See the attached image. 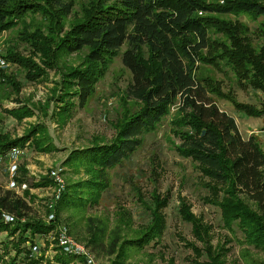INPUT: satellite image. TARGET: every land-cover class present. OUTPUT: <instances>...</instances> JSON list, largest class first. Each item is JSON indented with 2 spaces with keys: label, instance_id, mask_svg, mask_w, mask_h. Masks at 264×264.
Wrapping results in <instances>:
<instances>
[{
  "label": "rangeland",
  "instance_id": "1",
  "mask_svg": "<svg viewBox=\"0 0 264 264\" xmlns=\"http://www.w3.org/2000/svg\"><path fill=\"white\" fill-rule=\"evenodd\" d=\"M88 1L73 0L74 9L69 17H62L51 5L40 0H12L8 6H0V11L7 16V22L0 25V138L21 140L38 130L30 137V142L17 148L18 153L11 151L14 147L5 154L0 152L2 195L12 191L29 205L28 214L23 213V222L47 224L52 213L56 219L58 214L59 226L68 228L72 238L89 248L100 264H114L123 241L132 239L149 225L155 195L165 202L161 213L167 224L162 239L140 252L128 248V256L122 259V264H167L171 259L175 264H206L207 257L198 261L193 251L185 246V242L193 243L195 238L192 224L182 218L183 204L211 228V244L215 248L218 246L221 256H226L225 261L222 257L225 264H264V252L245 245L239 230L231 235L224 228L221 210L206 203L211 193L206 188L209 180L203 176L201 166L178 151L182 141L173 121L179 115V102L170 107L169 115L153 131L145 134L142 146L129 160L106 174L103 181L107 188L102 191L98 204H91L85 211L60 205L67 190L72 193L75 186L92 178L81 163L74 159L69 161L73 154L91 149L94 144L111 145L129 118L142 108L130 89L132 74L122 61L127 45L117 56L95 67L99 76L93 95L84 106L69 97L68 92H74L75 88L68 87L65 80L71 70L86 62L87 51L59 54V60L51 68L45 63L47 56L34 50L32 44L48 41L52 51L81 19ZM202 1L213 8H222L233 0ZM248 1L264 4V0ZM206 16L213 23L209 28L211 44L200 56L201 61L192 66L193 74L213 82L211 87L216 89L213 97L219 108L235 118L244 139L252 134L258 136L264 149V93L241 83L227 61L228 55L234 52L235 41L244 46L251 44L248 48L256 51L264 50V16L238 11ZM11 54L32 59L40 70L39 78L29 80L27 71L12 63ZM148 59L146 53L145 60ZM149 67L153 65L150 63ZM2 73L20 84V92L3 81ZM68 88L71 91L66 90ZM237 104L256 108L262 115L259 118L248 116L238 110ZM13 110L21 111V117L11 116L9 112ZM27 112L32 115L24 117ZM34 142L40 144L36 146ZM13 165L18 166L14 178L10 170ZM53 172H58L64 182L60 197ZM12 178L22 183L12 187ZM23 185L27 186L26 190ZM94 233H99L100 248L86 245ZM57 234L59 236L58 229L36 238L34 243L40 247L36 258L42 259L40 264H58L57 257L63 256ZM4 242H8L6 233L0 236V254L5 256L0 264H12L13 247L9 244L5 250ZM201 245L198 243L199 247ZM71 259V264H82L79 259ZM15 264L30 263L22 255Z\"/></svg>",
  "mask_w": 264,
  "mask_h": 264
},
{
  "label": "trees",
  "instance_id": "2",
  "mask_svg": "<svg viewBox=\"0 0 264 264\" xmlns=\"http://www.w3.org/2000/svg\"><path fill=\"white\" fill-rule=\"evenodd\" d=\"M40 1L51 5L62 17H69L74 9L73 0ZM11 2L0 0V6L6 7ZM235 11L264 16V4L233 0L222 8H213L202 0H89L81 19L52 51L48 41L32 44L34 50L47 56L45 63L51 68L59 60V54L87 51L86 62L71 70L65 80L68 87L75 88L74 92H68L69 97L78 100L81 106L93 95L99 76L95 67L117 56L127 45L122 61L133 77L131 92L142 103V108L129 118L111 145L94 144L91 149L75 152L69 159L81 163L92 178L75 186L72 193L67 190L60 200L62 207L85 211L91 204H98L102 191L107 188L103 181L106 174L129 160L142 146L145 134L153 131L169 115L170 107L179 102V115L173 121L182 141L178 151L198 163L203 176L209 180L206 188L211 196L206 203L221 210L224 228L231 235H236L239 230L245 245L264 252V150L261 142L254 135L243 138L235 118L222 111L214 100L213 82L198 78L192 70L211 44L209 28L213 23L206 15ZM6 22L7 16L0 11V25ZM242 45L235 41L234 52L227 57L228 66L241 83L264 93V50L248 48L251 44ZM146 53L149 55L147 61ZM9 58L27 71L29 80L39 78L40 70L32 59L13 57L12 54ZM150 63L153 68L149 67ZM1 76L13 90L20 92L21 86L15 79L5 73ZM237 108L255 118L262 115L251 106L237 104ZM20 113L18 110L9 112L15 118L21 117ZM37 131L35 129L29 136L16 141L0 138V152L5 154L13 147H24ZM39 144L34 142L36 146ZM18 183L22 181L18 180ZM2 191L0 189V236L6 233L8 239L3 243L4 249L12 245L15 253L12 264L22 255L28 263L40 264L42 259L33 254L34 242L56 230L58 214L54 224L23 222V213L28 214L29 205L12 191L3 192V195ZM152 202L155 207L150 209L151 222L132 239L123 241L114 264H122V259L128 256V248L140 252L153 242L160 243L167 224L161 213L165 202L156 195ZM184 205L180 212L183 220L192 224L195 238V242H185V246L193 251L198 261L207 257L206 264H225L226 256H221L218 246L215 248L211 244V228ZM4 215L13 216L14 221L6 223ZM99 233H94L88 240V247H101ZM29 243L31 246H26ZM4 258L0 254V261ZM56 261L71 264L72 259L63 254ZM167 264H175L174 259Z\"/></svg>",
  "mask_w": 264,
  "mask_h": 264
},
{
  "label": "built area",
  "instance_id": "3",
  "mask_svg": "<svg viewBox=\"0 0 264 264\" xmlns=\"http://www.w3.org/2000/svg\"><path fill=\"white\" fill-rule=\"evenodd\" d=\"M12 152L14 154L18 153V149L15 148L12 150ZM10 170H11L13 178H14V176H16L18 173V166L13 165ZM52 177H53V180L59 186L58 192H59V197H60L62 192L64 191V182L61 179L60 174L58 172H53ZM13 178L11 180V186L16 187V185L18 184V181L14 180ZM23 186L24 187H22V188H24V190H26L27 186H25V185H23ZM4 219H5L6 223H10V222L14 221V217L11 215H4ZM55 222H56V216L54 213H52L47 220V224H54ZM57 227L58 228H56V230L58 229V233H59V236L57 234L58 245H59V248L61 249L62 253L65 256L71 257V258L74 257L75 259H79L80 261H82V264H100L97 261V259L94 257V255L91 253V250L89 248H87L82 243L76 241L74 238H72V236L69 233L68 228L62 227L59 225ZM39 250H40L39 244L35 245L33 248L34 257H36L37 253H39Z\"/></svg>",
  "mask_w": 264,
  "mask_h": 264
},
{
  "label": "crops",
  "instance_id": "4",
  "mask_svg": "<svg viewBox=\"0 0 264 264\" xmlns=\"http://www.w3.org/2000/svg\"><path fill=\"white\" fill-rule=\"evenodd\" d=\"M249 130H251V128H249ZM252 135H253V134H252ZM252 135H251V136H252ZM254 136H255V135H254ZM256 137H258V136H256ZM259 141H260V140H259ZM260 142H261V141H260ZM261 145H262V143H261ZM262 148H263V147H262ZM263 150H264V149H263Z\"/></svg>",
  "mask_w": 264,
  "mask_h": 264
}]
</instances>
